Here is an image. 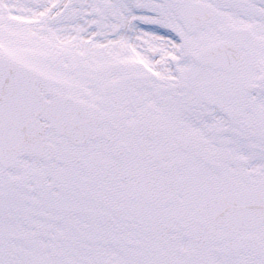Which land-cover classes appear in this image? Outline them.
Returning <instances> with one entry per match:
<instances>
[{
	"label": "snow or ice",
	"instance_id": "obj_1",
	"mask_svg": "<svg viewBox=\"0 0 264 264\" xmlns=\"http://www.w3.org/2000/svg\"><path fill=\"white\" fill-rule=\"evenodd\" d=\"M0 264H264V0H0Z\"/></svg>",
	"mask_w": 264,
	"mask_h": 264
}]
</instances>
